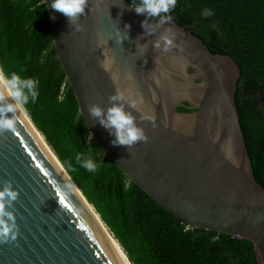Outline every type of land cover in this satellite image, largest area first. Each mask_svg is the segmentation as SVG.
<instances>
[{
  "label": "water",
  "instance_id": "water-1",
  "mask_svg": "<svg viewBox=\"0 0 264 264\" xmlns=\"http://www.w3.org/2000/svg\"><path fill=\"white\" fill-rule=\"evenodd\" d=\"M43 3L62 72L102 153L170 214L248 241L257 263L264 264V188L240 123L235 95L241 72L233 58L211 53L173 21L160 25L137 14L123 0H88L75 23L53 10L52 0ZM164 35L174 37L166 53L154 47ZM177 77L194 94L185 96ZM118 94L123 99L113 101ZM184 102L194 104V111L181 113ZM116 105L132 115L147 142L113 144L115 129L105 128L90 108L99 106L106 118ZM45 150L23 114L14 131L0 132V190L11 185L18 193L7 207L17 237L0 244V264H126Z\"/></svg>",
  "mask_w": 264,
  "mask_h": 264
},
{
  "label": "trees",
  "instance_id": "trees-1",
  "mask_svg": "<svg viewBox=\"0 0 264 264\" xmlns=\"http://www.w3.org/2000/svg\"><path fill=\"white\" fill-rule=\"evenodd\" d=\"M205 9L213 14L205 17ZM170 14L211 53L230 56L239 66L236 104L255 178L264 188V0H177ZM51 34L43 0H0V67L5 77L16 72L38 82V98L25 106L27 113L131 264H258L251 243L176 218L102 153ZM78 153L96 162L95 172L80 166Z\"/></svg>",
  "mask_w": 264,
  "mask_h": 264
},
{
  "label": "clouds",
  "instance_id": "clouds-1",
  "mask_svg": "<svg viewBox=\"0 0 264 264\" xmlns=\"http://www.w3.org/2000/svg\"><path fill=\"white\" fill-rule=\"evenodd\" d=\"M88 0H52L51 8L57 12L64 14L69 18L70 22L75 21L82 15H85ZM177 6V0H141V3L134 7L137 14H147L149 17L158 18V23L163 25L173 20L170 14ZM211 9H205L203 15L205 17L212 15ZM145 28L149 25L145 23ZM130 27V26H128ZM77 30H82L78 27ZM154 31V29H151ZM124 39L120 37V42ZM162 41V43H161ZM161 41H157L154 47L163 52H168L174 47V37L164 35ZM38 82L32 78H22L16 72L10 76H0V132L14 131L19 118L24 112L25 106L31 102L35 103L38 98L37 91ZM11 98L15 103H3ZM113 101L121 100V95L111 98ZM92 116L100 118L101 124L108 129H115L116 139L114 145H122L132 147L137 142H147V136L143 129L138 128L134 123V118L130 113H126L120 105L113 106L108 110L105 118L103 110L99 106L90 108ZM8 113H12L11 117ZM148 118V117H145ZM76 161L80 166L88 172H95L97 169L96 162L93 159H81V154L76 155ZM18 193L14 191L11 185L0 190V244L8 241H15L17 230L13 215L7 211L12 201L17 199ZM11 221V223H9Z\"/></svg>",
  "mask_w": 264,
  "mask_h": 264
},
{
  "label": "bare ground",
  "instance_id": "bare-ground-1",
  "mask_svg": "<svg viewBox=\"0 0 264 264\" xmlns=\"http://www.w3.org/2000/svg\"><path fill=\"white\" fill-rule=\"evenodd\" d=\"M0 76H3L2 73H1V71H0ZM175 83L177 84L178 88L185 94V96L186 95H189L190 93L191 94H194V92H191L193 90L184 82V78L177 77L176 80H175ZM23 115H25V117H26V119H27V121H28V123H29V125H30V127H31V129H32V131L34 133V135L38 139V142L41 145H43L44 149H46L45 151L48 153V155L53 160V162L57 165V168L59 169V171L61 173H63L64 177L67 179L68 184L74 190L75 195L79 198V200L81 201L82 205H84V207L88 210V212L90 213L91 217L97 222V224L99 225L101 231L106 236L108 242L111 244V246L113 245L112 247H114V249L119 253V255L122 257L123 261L126 264H128L127 263L128 260L124 256V253L122 251V248L120 247V245L118 244V242L115 240V238L113 237V235L109 232V230L107 229V227L105 226V224L102 222V220H100V217L98 216V214H96V212L94 211V209L90 205L88 206V204L86 203V201L82 197V194L76 188V186H74V184L71 182V180L69 179V177L66 175V172L64 171V169L62 168V166L60 165V163L58 162V160L56 159V157L54 156V154L50 151V149H48V147L44 143V140L42 139V137H40V135L35 131V129L32 126V123H31L30 119H28V117L26 116L25 112H23Z\"/></svg>",
  "mask_w": 264,
  "mask_h": 264
},
{
  "label": "flooded vegetation",
  "instance_id": "flooded-vegetation-1",
  "mask_svg": "<svg viewBox=\"0 0 264 264\" xmlns=\"http://www.w3.org/2000/svg\"><path fill=\"white\" fill-rule=\"evenodd\" d=\"M196 72L194 71V70H192V69H190L189 70V74H195ZM238 81H239V79H238ZM191 82H193V83H197V84H201L202 83V80L200 79H194V78H192L191 79ZM182 107H185V108H188L189 110H192V112L194 111L193 109H194V104H192V103H190V102H184V104H183V106ZM193 108V109H192ZM191 113V112H190Z\"/></svg>",
  "mask_w": 264,
  "mask_h": 264
},
{
  "label": "rangeland",
  "instance_id": "rangeland-1",
  "mask_svg": "<svg viewBox=\"0 0 264 264\" xmlns=\"http://www.w3.org/2000/svg\"><path fill=\"white\" fill-rule=\"evenodd\" d=\"M0 71H1L2 75L5 77V75H4V73H3L2 69H1V67H0Z\"/></svg>",
  "mask_w": 264,
  "mask_h": 264
}]
</instances>
